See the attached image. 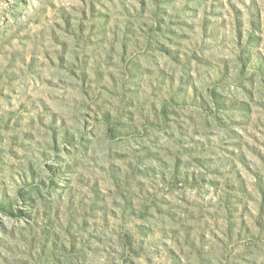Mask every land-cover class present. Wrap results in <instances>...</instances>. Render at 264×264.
Wrapping results in <instances>:
<instances>
[{
    "label": "rangeland",
    "instance_id": "374dc122",
    "mask_svg": "<svg viewBox=\"0 0 264 264\" xmlns=\"http://www.w3.org/2000/svg\"><path fill=\"white\" fill-rule=\"evenodd\" d=\"M0 264H264V0H0Z\"/></svg>",
    "mask_w": 264,
    "mask_h": 264
}]
</instances>
